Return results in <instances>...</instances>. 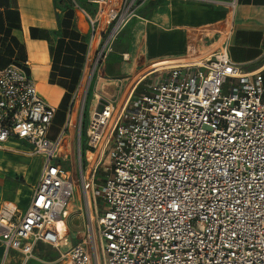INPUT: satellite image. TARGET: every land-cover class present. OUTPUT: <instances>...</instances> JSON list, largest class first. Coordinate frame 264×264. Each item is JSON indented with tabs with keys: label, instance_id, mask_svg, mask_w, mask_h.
Returning a JSON list of instances; mask_svg holds the SVG:
<instances>
[{
	"label": "built area",
	"instance_id": "2783aa9c",
	"mask_svg": "<svg viewBox=\"0 0 264 264\" xmlns=\"http://www.w3.org/2000/svg\"><path fill=\"white\" fill-rule=\"evenodd\" d=\"M147 1L86 0L92 13L73 0L92 40L106 36L98 61ZM234 7L203 58L164 65L138 95L147 77L95 107L86 131L74 96L54 140L56 108L35 80L14 64L0 69V147L18 138L43 159L28 207L0 205L4 261L12 250L27 261L43 243L60 264H264V63L248 71L231 59ZM72 207L82 241L62 251Z\"/></svg>",
	"mask_w": 264,
	"mask_h": 264
},
{
	"label": "crops",
	"instance_id": "0c3cea01",
	"mask_svg": "<svg viewBox=\"0 0 264 264\" xmlns=\"http://www.w3.org/2000/svg\"><path fill=\"white\" fill-rule=\"evenodd\" d=\"M71 2L0 0V69L10 64L25 69L56 112L62 106L70 108L92 40L87 20ZM76 2L92 13L96 11V5L86 0ZM232 3L230 57L248 71L259 68L264 63V0H148L111 43L101 64L103 75L96 82L97 101L119 100L128 80L144 67L128 96L141 80L164 65L199 61L220 37ZM42 161L24 140L13 138L0 147V205L8 201L21 210L28 207ZM15 162L31 165L23 173L25 182L7 192L4 180ZM38 245L46 244L37 243L34 252ZM4 254L0 242L1 264H35L32 258L25 261L17 251H9L5 261Z\"/></svg>",
	"mask_w": 264,
	"mask_h": 264
},
{
	"label": "rangeland",
	"instance_id": "374dc122",
	"mask_svg": "<svg viewBox=\"0 0 264 264\" xmlns=\"http://www.w3.org/2000/svg\"><path fill=\"white\" fill-rule=\"evenodd\" d=\"M71 2V0H69ZM72 3V2H71ZM106 39V36L103 35L100 38L99 46L97 50L95 51L94 54H92L93 60H92V65L88 67V71L90 70V75L91 79L89 76V83L88 86L85 88V83L82 85L83 90L85 88V95L82 100V104H84V131L89 127L90 124V119H91V114L93 113L95 106L97 103H99L97 100V96H95L94 91L96 88V82L101 78L103 75L101 72V64L103 61H98L97 57L99 54V51L101 47L104 44V41ZM145 68V67H144ZM144 68L140 69L138 72H136L126 83L123 92H125V97H128L129 91L131 90V87L135 85L139 79V77L144 73ZM149 76V75H148ZM153 77V75L149 76L147 79L143 80L139 85L138 89L136 91L137 95L142 91V87H144L145 83L150 80ZM146 78V77H145ZM141 88V89H140ZM122 92V93H123ZM77 95V91L75 92L74 96ZM79 103H81L79 101ZM79 106V105H78ZM70 108H67L66 106L60 107L56 114L55 118L52 121L49 130H48V138L51 140H54L66 127L67 121H68V114H69ZM76 111V110H75ZM76 118H77V113L75 112ZM76 121V122H75ZM75 123V124H74ZM73 126V133L76 135L78 133V128H79V119H74L72 121ZM83 143L85 150L88 149L87 147V142H86V137L83 136ZM25 153L26 152H21ZM85 163L87 162L86 156H84ZM34 164L36 163V160L33 162ZM31 164L27 162L23 163H12L10 166V175H7L4 183L6 187L7 192H12L15 188L20 183H24V178H23V173L27 171L28 167H30ZM105 170L104 164L101 165L100 172L103 173ZM98 185L102 182H97ZM98 186V187H99ZM101 205V203H100ZM62 231H64L65 234L68 233V240L67 243H65L62 247L61 250L64 251L68 246L74 245L76 243H79L82 241L81 235H82V230H83V221L82 217L79 214V211H77L75 208H71L69 214H68V219H67V224L63 225L62 224ZM60 252L52 247V246H47V245H38L35 249L34 256L35 258H32L33 262L35 264H60L59 262L55 263L57 259L60 258ZM1 264V261H0ZM95 264V263H93Z\"/></svg>",
	"mask_w": 264,
	"mask_h": 264
},
{
	"label": "bare ground",
	"instance_id": "6f19581e",
	"mask_svg": "<svg viewBox=\"0 0 264 264\" xmlns=\"http://www.w3.org/2000/svg\"><path fill=\"white\" fill-rule=\"evenodd\" d=\"M99 42H100V33L96 37H94L92 42H91V47H90V51H89V55H88V60H87V63H86L85 69H84V73H83V76H82V80H81V83H80V86H79V89H78L77 96H78V100L81 103H82L83 97L85 95V88L88 86V83H89V81L91 79L90 70L88 71V67H90L92 65V60H93L92 54H94L95 51L97 50ZM89 76H90V79H89ZM84 83H85V88L83 90H81L82 89V85ZM79 106H80V103H79ZM79 106H78V108H79ZM74 119H76L75 112H74V115H73V117L71 119V122L74 121ZM100 264H102V263L100 262Z\"/></svg>",
	"mask_w": 264,
	"mask_h": 264
},
{
	"label": "water",
	"instance_id": "95a60500",
	"mask_svg": "<svg viewBox=\"0 0 264 264\" xmlns=\"http://www.w3.org/2000/svg\"><path fill=\"white\" fill-rule=\"evenodd\" d=\"M107 103H108V101L106 99H104V98L100 99L99 104H98V106L96 108V111L97 112H102L104 105L107 104Z\"/></svg>",
	"mask_w": 264,
	"mask_h": 264
},
{
	"label": "trees",
	"instance_id": "16d2710c",
	"mask_svg": "<svg viewBox=\"0 0 264 264\" xmlns=\"http://www.w3.org/2000/svg\"><path fill=\"white\" fill-rule=\"evenodd\" d=\"M55 118V117H54Z\"/></svg>",
	"mask_w": 264,
	"mask_h": 264
}]
</instances>
